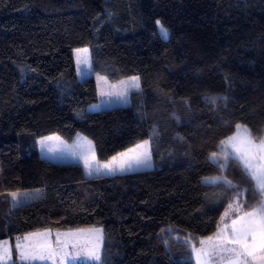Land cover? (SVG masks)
<instances>
[{"label": "trees", "instance_id": "16d2710c", "mask_svg": "<svg viewBox=\"0 0 264 264\" xmlns=\"http://www.w3.org/2000/svg\"><path fill=\"white\" fill-rule=\"evenodd\" d=\"M96 74L141 88L128 106L90 112ZM237 124L264 138V0H0V197L42 190L11 211L0 241L101 227V261L88 264H195L192 248L232 203L248 212L262 198L220 151ZM78 133L99 161L147 140L154 168L87 176L41 156L40 138Z\"/></svg>", "mask_w": 264, "mask_h": 264}, {"label": "rangeland", "instance_id": "374dc122", "mask_svg": "<svg viewBox=\"0 0 264 264\" xmlns=\"http://www.w3.org/2000/svg\"><path fill=\"white\" fill-rule=\"evenodd\" d=\"M85 49H87V51H84ZM74 60L76 63V70H77L78 77L83 78L87 74L89 75L90 64H91L90 49L88 47L75 49L74 50ZM132 77H138V76H131V77L119 80V81L112 82L106 76L101 75V74H96L95 81L97 85L98 100L96 103L88 106L87 111L96 112V111L111 109L115 107L128 106L131 103V94L139 91L141 88V82H140L139 77L138 78H139L140 87L138 89L133 86H130L129 83H123V84L121 83V82H130ZM119 93H123V94L120 95ZM236 132H237V129L230 136L235 135ZM251 139L255 143L260 142V141L254 140L252 137ZM85 140L91 141L88 137H86L82 133L76 134L74 139L69 142L64 140L59 135H48L38 140V146H39L40 154L43 158L49 161H52V162H68L70 160H76L89 173V169L85 168L84 157L80 155L81 147L82 146L86 147L84 143ZM41 141H43V143H40ZM143 142L144 141L138 144H143ZM147 142H148L147 145L139 149V151L141 152L146 151L150 155V160L147 166L132 164V166L129 168L127 165H125L124 170L122 171L116 170L114 172L109 173L107 169H104L99 174L113 175V174L131 173V172L140 171V170L153 169L154 163L151 157L150 144H149V141ZM135 146L131 148H135ZM91 148L94 150V153H95L94 144L92 141H91ZM127 151L128 149L123 152H127ZM220 151L222 154L224 151H227L229 153H232L233 157L235 156V153L230 145L220 144ZM123 152H120V153H123ZM118 154L115 156L118 157ZM218 157H221V155L217 154L215 159H213L212 157H210V159L212 161H216ZM88 159L91 160V154L88 155ZM124 159L126 158L118 157L116 161L112 162V167L118 169L120 163ZM236 159L240 162L238 158ZM111 160L112 158H110L108 161H99L95 153V161L92 162L93 167L106 164L110 162ZM93 172L95 171H92V173ZM220 181H225V179L221 177H214V178H208L205 180V182L208 184H212V183H216ZM18 193H21L22 195L15 202L12 200L9 194L6 195V197H0V227L6 226L7 219L9 218V215L11 214V211L14 208L20 206L21 204L28 203L40 197L42 195V190L40 189L26 190V191H18ZM239 210L240 209H239V205L237 202L232 203L228 207V209L223 215V218L221 220L218 230L216 231L214 235L211 236L213 238V242L216 241L217 234L219 232L224 231V232L230 233L232 231V228H231L232 221L237 220L239 217H243L244 214L246 213L245 212V213H241L238 215ZM226 225L228 226L227 228H225ZM58 233L60 234L59 240L61 242V246L63 245L65 241L68 242V246L64 248V252L67 253L68 259H64L62 262L61 255H56L54 259H48V260H27L25 261L21 259V251L25 253H34V252L40 251L42 246H47V247L55 249L57 247ZM65 234H71V235H65ZM208 238L204 239V241H206V244L204 246L200 245V247L195 248V249H200L201 247H207ZM73 244H75V247H73ZM103 245H104V231L101 227H91V228L63 230V231L45 229V230L33 232L23 237L17 238L13 244L10 240L0 241V246H3L4 248H8L11 250L10 255L4 257L6 264L99 263L101 261ZM13 248H15L16 256L13 254ZM92 251H95L98 254L99 256L98 260L95 259L94 257H90L89 254ZM192 258L195 261V264H198L197 254L196 252L193 251V248H192ZM199 264H221V262L217 256H213L211 258H208V257L202 258ZM250 264H255V262L251 261L250 259Z\"/></svg>", "mask_w": 264, "mask_h": 264}, {"label": "snow or ice", "instance_id": "6c2138e0", "mask_svg": "<svg viewBox=\"0 0 264 264\" xmlns=\"http://www.w3.org/2000/svg\"><path fill=\"white\" fill-rule=\"evenodd\" d=\"M159 33L162 38L167 39L168 30L164 25L157 20ZM79 51V50H78ZM84 51H87L85 49ZM129 83L130 86L139 88V78L132 77ZM122 95L123 93H119ZM208 99L215 103L218 99H226V97H208ZM237 132L235 135L230 136L227 140H222L221 145H230L233 149L235 156L227 151L223 152L224 158L227 160L230 157L238 158L243 166L245 175L250 178L253 183L254 194L258 193L262 198L257 201L256 205L253 206L252 210L246 212L243 217H239L237 220L232 221V231L219 232L217 234L216 241L213 242V238L209 237L207 247H201L200 249L193 248V251L197 254L198 264L204 257L211 258L217 256L221 264H250L254 261L255 264H264V138L259 143H255L251 137L249 130L240 125H236ZM40 143H43L41 141ZM85 146L81 147L80 155L84 157L85 168L89 169V175L92 171L101 173L104 169H107L109 173L116 170H124L125 165L129 168L132 164L136 165H148L150 155L148 152H141L139 149L147 145V141L143 144H138L135 148L128 149L127 152L119 153L118 157L126 158L122 160L119 168H113L112 162L118 159L117 156L112 157V160L106 164L93 167V161H95V153L91 148V141L85 140ZM91 154V160L88 159V155ZM217 153H212L211 157L215 159ZM230 187H238L232 185L231 181H225ZM243 191H246L243 190ZM242 192H237V196H240ZM12 200L15 202L22 195L18 192L9 193ZM228 226L226 225L225 228ZM57 240V247L55 249L42 246L41 250L34 253H25L21 251L22 260H48L54 259L56 255L62 256V262L64 259H68L67 253L64 252V248L68 246V242L65 241L61 246V242ZM71 235V234H65ZM201 245L204 246L206 241L202 240ZM75 247V244H73ZM10 249L0 246V264H6L4 260L5 256L10 255ZM90 257L99 259L98 254L92 251Z\"/></svg>", "mask_w": 264, "mask_h": 264}, {"label": "crops", "instance_id": "0c3cea01", "mask_svg": "<svg viewBox=\"0 0 264 264\" xmlns=\"http://www.w3.org/2000/svg\"><path fill=\"white\" fill-rule=\"evenodd\" d=\"M70 161L79 163V162L76 161V160H70ZM84 171H85V173H86L87 176L99 175V174L96 173V172H93V173H91V175H89V173H88L85 169H84ZM239 209H240V207H239ZM248 212H249V211H248ZM241 213H245V212H241V210H239L238 215L241 214ZM235 216H237V215H235Z\"/></svg>", "mask_w": 264, "mask_h": 264}]
</instances>
